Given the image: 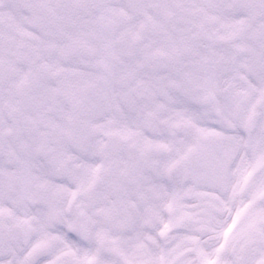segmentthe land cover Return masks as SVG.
<instances>
[{"label": "snow or ice", "instance_id": "snow-or-ice-1", "mask_svg": "<svg viewBox=\"0 0 264 264\" xmlns=\"http://www.w3.org/2000/svg\"><path fill=\"white\" fill-rule=\"evenodd\" d=\"M0 264H264V0H0Z\"/></svg>", "mask_w": 264, "mask_h": 264}]
</instances>
